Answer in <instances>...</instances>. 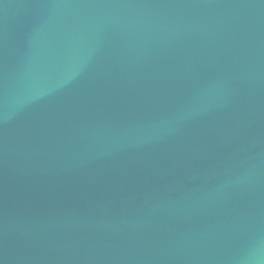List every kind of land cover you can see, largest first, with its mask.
Returning a JSON list of instances; mask_svg holds the SVG:
<instances>
[{"label":"water","instance_id":"water-1","mask_svg":"<svg viewBox=\"0 0 264 264\" xmlns=\"http://www.w3.org/2000/svg\"><path fill=\"white\" fill-rule=\"evenodd\" d=\"M0 264H264V0H0Z\"/></svg>","mask_w":264,"mask_h":264}]
</instances>
